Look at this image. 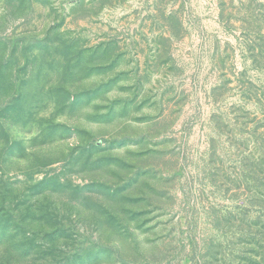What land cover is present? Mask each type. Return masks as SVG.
I'll use <instances>...</instances> for the list:
<instances>
[{
	"label": "rangeland",
	"instance_id": "1",
	"mask_svg": "<svg viewBox=\"0 0 264 264\" xmlns=\"http://www.w3.org/2000/svg\"><path fill=\"white\" fill-rule=\"evenodd\" d=\"M0 264H264V0H0Z\"/></svg>",
	"mask_w": 264,
	"mask_h": 264
}]
</instances>
